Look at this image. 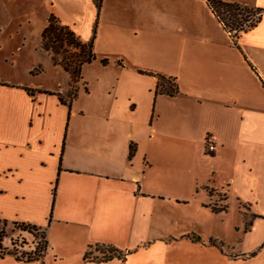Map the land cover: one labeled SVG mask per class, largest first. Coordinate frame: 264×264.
Segmentation results:
<instances>
[{
  "label": "crops",
  "instance_id": "1",
  "mask_svg": "<svg viewBox=\"0 0 264 264\" xmlns=\"http://www.w3.org/2000/svg\"><path fill=\"white\" fill-rule=\"evenodd\" d=\"M237 1L263 12L236 39L208 0H40L16 24L0 7V222L47 242L0 264H264V0ZM51 14L95 30L77 80L43 45ZM103 244L121 256L85 258Z\"/></svg>",
  "mask_w": 264,
  "mask_h": 264
},
{
  "label": "trees",
  "instance_id": "2",
  "mask_svg": "<svg viewBox=\"0 0 264 264\" xmlns=\"http://www.w3.org/2000/svg\"><path fill=\"white\" fill-rule=\"evenodd\" d=\"M208 2L209 5H211L214 14L224 24V28H226L227 31H236L234 35L235 39L238 38L241 33L251 29L252 27H255L261 19V12H263V10L259 8L254 9L248 6H244L237 0H233L230 2L223 0H208ZM94 3L98 10L102 8V0H94ZM42 37L44 47L51 51L53 50V57H55L53 58L54 62L58 63L60 61L59 63L63 64L66 71L70 73L73 79L77 80L80 76V72L82 71L83 66L95 59L96 54L93 51V39L95 38V30L92 39H90L89 41H83L80 36H78L73 30H71V28L68 27V25L60 24L58 19L51 14L49 16V22L42 32ZM58 43H60V45L54 46V44ZM64 43L73 48L74 51L66 59L58 60V58H56V54L60 52L61 46ZM177 89V84L172 78L162 77V75L158 77L156 88L157 94L161 93L172 96L178 91ZM133 151L134 149L133 147H131L130 156H132ZM213 209L214 211H217V208ZM4 223H6V221H4ZM193 239L200 240V237L194 236ZM217 245L222 249V245L220 243H217ZM91 248L92 250L94 248V251L86 252L85 258L87 259L93 258V260H111L114 257H120L122 254L119 249L105 244L92 246ZM5 253L14 254L15 256H17L14 251H5V249L1 250L0 247V255H4ZM93 253L97 256H94ZM18 257L23 258V256ZM36 258L38 257H29L27 259L33 260Z\"/></svg>",
  "mask_w": 264,
  "mask_h": 264
},
{
  "label": "rangeland",
  "instance_id": "3",
  "mask_svg": "<svg viewBox=\"0 0 264 264\" xmlns=\"http://www.w3.org/2000/svg\"><path fill=\"white\" fill-rule=\"evenodd\" d=\"M106 1L107 2H106L105 11L106 14L110 16L113 14L114 9L116 8L115 5H118L120 0H106ZM122 1H126V0H122ZM39 3L40 0H0V7L2 9L9 11H12V9L14 10V13L11 12L10 17H8L7 14L6 17L11 18L12 20L11 22L13 24H16L19 21H21L20 19L25 12L35 10L37 6H39ZM39 12L42 13L41 10L40 11L37 10V16H39ZM57 45H60V43L54 44V46ZM73 51H74L73 48H71L66 43H64L61 46L60 52L56 54V58L66 59L72 54ZM144 57L146 61H149V63H153L152 60L149 59L146 55ZM49 67L50 70L44 75L43 79L47 80V82H49L50 85L56 84L60 79L62 81L65 79L64 74L61 71L53 70L52 65ZM74 91L75 90L72 85L71 88L69 89V92L67 93L68 96L71 97L72 95H74ZM4 236L11 237L12 243L14 245L17 244V246L24 247L23 249H21L13 245L10 246L9 249H5V251L10 250V251H14L16 254L17 253L22 254L23 258L39 257L41 254H43V251L46 249V239H45L44 231L38 229V227L36 226H31L29 224H15V223L9 224V223L0 222V241L4 239ZM1 250H4V248L1 247Z\"/></svg>",
  "mask_w": 264,
  "mask_h": 264
},
{
  "label": "built area",
  "instance_id": "4",
  "mask_svg": "<svg viewBox=\"0 0 264 264\" xmlns=\"http://www.w3.org/2000/svg\"><path fill=\"white\" fill-rule=\"evenodd\" d=\"M229 32V34L231 35V36H233L234 37V35H235V33H236V31L235 30H232V31H228ZM208 150L209 151H213V150H215V146L214 145H212V144H209V146H208ZM14 244H12L11 246H13ZM14 246H16V245H14ZM18 254V253H17ZM17 256H21L22 257V254H18Z\"/></svg>",
  "mask_w": 264,
  "mask_h": 264
}]
</instances>
